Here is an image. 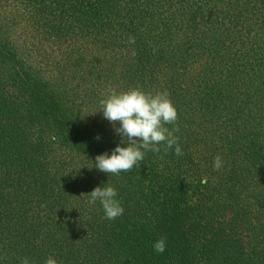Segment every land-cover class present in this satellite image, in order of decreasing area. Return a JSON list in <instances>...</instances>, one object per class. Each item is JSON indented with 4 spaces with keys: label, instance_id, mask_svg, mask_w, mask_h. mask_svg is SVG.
I'll list each match as a JSON object with an SVG mask.
<instances>
[{
    "label": "trees",
    "instance_id": "trees-1",
    "mask_svg": "<svg viewBox=\"0 0 264 264\" xmlns=\"http://www.w3.org/2000/svg\"><path fill=\"white\" fill-rule=\"evenodd\" d=\"M135 86L168 94L184 154L107 175L98 102ZM108 184L114 220L84 195ZM49 256L264 264V0H0V264Z\"/></svg>",
    "mask_w": 264,
    "mask_h": 264
},
{
    "label": "clouds",
    "instance_id": "clouds-1",
    "mask_svg": "<svg viewBox=\"0 0 264 264\" xmlns=\"http://www.w3.org/2000/svg\"><path fill=\"white\" fill-rule=\"evenodd\" d=\"M128 43L135 44V37L129 36ZM135 55L133 50L131 56L134 58ZM98 103L97 111L102 112L103 118L113 126L115 134L121 137L120 144L112 149L111 154L104 152L95 157L94 167L100 172L114 176L131 172L144 160L147 151L160 153L161 145L165 154L172 150L177 157L183 156L179 137L174 134L179 131V127L170 130L166 126L176 124L178 112L165 91H145L139 86L120 91L110 89ZM212 167L215 171L223 167V160L219 155L214 158ZM202 183H206V180ZM84 195L89 197V205L99 202L105 219L114 220L123 215L124 208L116 199L117 190L114 186H97ZM152 248L155 253L163 254L166 239L160 237L152 244ZM20 264H30L29 258L21 257ZM43 264L58 262L49 256Z\"/></svg>",
    "mask_w": 264,
    "mask_h": 264
}]
</instances>
